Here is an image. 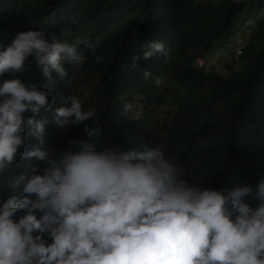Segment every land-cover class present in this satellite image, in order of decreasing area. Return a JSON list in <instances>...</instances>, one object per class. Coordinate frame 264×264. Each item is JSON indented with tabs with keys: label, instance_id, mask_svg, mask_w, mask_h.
<instances>
[{
	"label": "clouds",
	"instance_id": "obj_1",
	"mask_svg": "<svg viewBox=\"0 0 264 264\" xmlns=\"http://www.w3.org/2000/svg\"><path fill=\"white\" fill-rule=\"evenodd\" d=\"M97 44L30 28L0 49V76L7 74L0 79V192L14 193L0 200V264H264V178L254 189L188 183L159 144L98 150L71 140L80 147L58 153L43 147L48 120L40 114L52 104L53 73L63 79L64 63L81 66ZM157 54L167 55L163 42L149 41L133 64ZM29 57L46 86L16 75ZM62 99L51 115L59 129L83 124L87 136L99 134L94 109L71 94ZM131 107L125 103L124 111ZM27 136L38 144L18 151ZM18 156L44 166L13 172Z\"/></svg>",
	"mask_w": 264,
	"mask_h": 264
},
{
	"label": "trees",
	"instance_id": "obj_2",
	"mask_svg": "<svg viewBox=\"0 0 264 264\" xmlns=\"http://www.w3.org/2000/svg\"><path fill=\"white\" fill-rule=\"evenodd\" d=\"M244 27L251 36L237 58L230 59L226 52ZM30 28L69 42L77 37L98 41L94 54L85 50L81 66L64 63L63 79L53 73L52 104L40 114L48 120L43 147L52 153L77 150L80 145L71 140L98 150L159 144L183 168L188 183L254 189L264 178V0H0V49ZM153 40L163 42L167 55L133 64L132 57ZM214 48L224 53L225 73L208 60L200 63ZM94 55L103 57L100 63ZM145 69L151 73L148 79ZM16 75L26 84L47 85L30 57ZM155 77L159 85L153 83ZM4 78L7 74L0 76ZM69 94L83 108L95 110L98 135L87 136L83 124L61 130L52 121V109ZM125 103L132 106L127 112ZM36 144L27 136L18 151ZM14 163L16 173L44 166L19 156ZM13 194L5 188L0 200Z\"/></svg>",
	"mask_w": 264,
	"mask_h": 264
},
{
	"label": "rangeland",
	"instance_id": "obj_3",
	"mask_svg": "<svg viewBox=\"0 0 264 264\" xmlns=\"http://www.w3.org/2000/svg\"><path fill=\"white\" fill-rule=\"evenodd\" d=\"M214 1H216V0H214ZM250 36H251V32L249 29L246 30L245 27L240 29L239 33L235 37L234 45H232L230 47V50H228V52H226V55L228 56V58L231 59L230 56H233V58L236 59L237 54H238L237 51L239 49H243L245 43L249 40ZM223 54L224 53L221 51V49L214 48L213 51H210L207 54L206 58H202V61H200V63L201 62L205 63V61L208 60L209 64L211 63L212 65H215L216 67L219 66L220 71L225 73L227 71V69L225 68L224 58L222 57ZM229 61H232V60H229ZM237 62L239 63V61H237Z\"/></svg>",
	"mask_w": 264,
	"mask_h": 264
},
{
	"label": "built area",
	"instance_id": "obj_4",
	"mask_svg": "<svg viewBox=\"0 0 264 264\" xmlns=\"http://www.w3.org/2000/svg\"><path fill=\"white\" fill-rule=\"evenodd\" d=\"M237 52H238V53L241 52V49H239Z\"/></svg>",
	"mask_w": 264,
	"mask_h": 264
}]
</instances>
